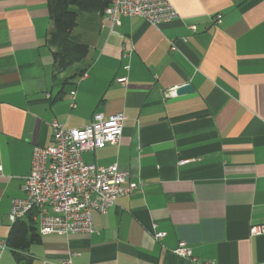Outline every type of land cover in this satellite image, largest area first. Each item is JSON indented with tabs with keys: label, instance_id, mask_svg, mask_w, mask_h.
Instances as JSON below:
<instances>
[{
	"label": "crops",
	"instance_id": "obj_1",
	"mask_svg": "<svg viewBox=\"0 0 264 264\" xmlns=\"http://www.w3.org/2000/svg\"><path fill=\"white\" fill-rule=\"evenodd\" d=\"M170 2L177 16L157 25L83 11L72 36L89 52L53 80L47 0H0V264H14L8 213L33 146L51 143L53 119L81 127L94 112L124 113L123 133L84 161L116 162L140 187L95 212L91 233L41 236L32 264H264V234L249 233L264 224V0ZM183 83L194 91L165 96Z\"/></svg>",
	"mask_w": 264,
	"mask_h": 264
},
{
	"label": "built area",
	"instance_id": "obj_2",
	"mask_svg": "<svg viewBox=\"0 0 264 264\" xmlns=\"http://www.w3.org/2000/svg\"><path fill=\"white\" fill-rule=\"evenodd\" d=\"M102 14L111 28L121 16H140L157 25L176 17L177 11L170 0H110ZM214 18L219 21L221 14ZM190 29L195 31V26ZM86 76L83 72L79 78ZM116 80L127 81L124 77ZM175 95L176 87L168 89L165 96ZM124 119L122 112L112 115L94 112L90 122L81 127H64L53 119L51 143L35 144L32 148L30 170L23 177L24 196L11 200L9 221L32 214L40 236L93 232L95 212L106 213L118 197L133 195L140 187L132 173L118 163L99 165L82 157L84 152L118 144ZM249 233L264 234V224L251 225ZM162 236L161 232L154 234L156 239ZM173 252L181 257L191 255L184 241ZM64 264H71L70 259Z\"/></svg>",
	"mask_w": 264,
	"mask_h": 264
},
{
	"label": "trees",
	"instance_id": "obj_3",
	"mask_svg": "<svg viewBox=\"0 0 264 264\" xmlns=\"http://www.w3.org/2000/svg\"><path fill=\"white\" fill-rule=\"evenodd\" d=\"M109 2L110 0H47V10L52 28L48 32L45 43L52 48L53 80L85 59L89 52L87 43L76 40L72 36L78 16L87 10L96 9L102 12ZM82 73L78 70L70 77L74 78L77 74L81 75ZM25 218L12 222L5 238V244L14 252V264H32V259L26 251L32 243L41 240L32 214Z\"/></svg>",
	"mask_w": 264,
	"mask_h": 264
},
{
	"label": "water",
	"instance_id": "obj_4",
	"mask_svg": "<svg viewBox=\"0 0 264 264\" xmlns=\"http://www.w3.org/2000/svg\"><path fill=\"white\" fill-rule=\"evenodd\" d=\"M194 91L191 83H183L176 88V95L188 94Z\"/></svg>",
	"mask_w": 264,
	"mask_h": 264
},
{
	"label": "rangeland",
	"instance_id": "obj_5",
	"mask_svg": "<svg viewBox=\"0 0 264 264\" xmlns=\"http://www.w3.org/2000/svg\"><path fill=\"white\" fill-rule=\"evenodd\" d=\"M80 29H81V26H79L78 30H75V31H74V34H75L77 31H79ZM78 36H79L78 38H82V37H81V36H82L81 34H79ZM72 69H73V67H72L70 70H72ZM70 70H69V71H70Z\"/></svg>",
	"mask_w": 264,
	"mask_h": 264
}]
</instances>
